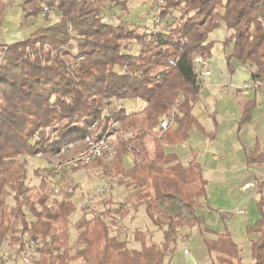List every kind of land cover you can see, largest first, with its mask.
I'll return each mask as SVG.
<instances>
[{"label":"trees","instance_id":"trees-1","mask_svg":"<svg viewBox=\"0 0 264 264\" xmlns=\"http://www.w3.org/2000/svg\"><path fill=\"white\" fill-rule=\"evenodd\" d=\"M163 1L161 21L172 11L180 17L162 31L133 26L119 15L117 25L107 22L108 7L103 3L120 6L127 15L125 0H67L59 7L56 23L10 45L0 44V247L9 239L16 246L14 252L23 254L29 239L39 240L33 264H165L176 250L179 231L187 228L208 236L203 243L214 258L212 264H243L242 250L232 235L207 228L197 215L200 200H207L201 164L194 161L184 167L164 146L185 143L193 129L214 137L193 114L200 96L193 59H210L213 44L207 41L214 30L228 32L223 45L231 71L233 63L248 65L254 69L252 79L264 78V0ZM6 7L7 0H0V23ZM20 7L23 22L43 12L41 0H21ZM156 7L157 2L152 3L146 19H152ZM130 45L138 51L133 53ZM112 99L140 101L144 106L131 113L121 107L105 115L102 106L110 107ZM172 111L174 124L160 142L157 128ZM111 119L135 136L118 140L116 156L104 166V173L121 176L119 184L133 188L130 207L133 211L144 207L151 224L162 231L161 244L136 231L134 240L141 249L135 250L127 240L111 235L107 218L114 222L117 215L128 216L130 209L123 205L91 219L84 213L74 225L79 232L74 248L69 239L70 216L78 211L74 193L66 192L58 201L46 193L50 187L46 179L38 188L27 183L28 163L22 158L40 153L49 159L65 144L82 140L93 122L104 132ZM148 138L155 143L153 149ZM258 152V148L252 152L248 164L264 163V153ZM76 153H64L60 159ZM127 154L136 157L129 169L123 165ZM103 163L98 160L87 168ZM258 193L261 218L247 228L251 264H264V183H259ZM179 203L184 213L175 211ZM26 210L34 221L27 219Z\"/></svg>","mask_w":264,"mask_h":264},{"label":"rangeland","instance_id":"rangeland-1","mask_svg":"<svg viewBox=\"0 0 264 264\" xmlns=\"http://www.w3.org/2000/svg\"><path fill=\"white\" fill-rule=\"evenodd\" d=\"M125 1L127 6V15H123L120 6L110 4L109 2L103 3V5L105 4L106 7L109 8H106L105 13L107 22L117 25L118 20L115 16L119 15L122 16L123 21L128 24H132L133 26H146L148 28L155 27L153 18L146 19L145 16L149 8L152 6V3L157 2V5L159 6L158 0ZM20 4L21 0H7L5 16L3 22L0 23V44L10 45L23 39L24 37H27L41 26L53 24L58 21V16H49L47 19H44L46 16L41 14L37 18L31 19L28 22H23V12ZM178 17H180V14L177 11H172L166 21H161V25L159 27L160 30L162 31L166 29V27L172 24L175 19H178ZM129 48L132 49L133 53L138 51V48H133L132 45H130ZM41 64L45 65L46 62H42ZM102 107L105 109V115H108L118 111L121 107L126 109L129 113L135 112L142 108V104L140 101H127L122 103L112 99L110 107L105 104H103ZM79 127L82 128L83 125H80ZM148 147L150 149L155 147V143L151 138H148ZM55 157L56 155L50 157L49 159H45L42 154L38 153L35 157H25L22 159H26L28 163L27 183L30 187L38 188L41 180L46 179L50 183V187L46 193L51 195V199H58L59 201L63 198L64 193H74L73 201L77 205L78 211L70 216L71 224L69 230V239L74 248H78L75 242L79 235V232L74 228V225L81 219L84 213H86L88 218L91 219L97 214H100L108 209H115L116 207L123 205L130 209V215L136 218L133 220L131 216L123 218L117 215L114 222H112L111 218L108 217L107 222L109 223L110 233L112 236L118 234L120 238L127 240L129 248L133 249L134 230L135 227H137V230H142L146 234L149 232V235H151L150 242L158 244L163 241L162 233L155 228H151L154 226L151 225L144 209L142 208L138 213H135L131 207L125 203L127 198L130 197L129 194L133 192V188L120 185L119 181L123 179L121 176L114 177L104 173L103 168L104 166L110 165L109 163L100 164V166L94 167V169L83 168L78 171H66L62 177L57 180L52 176L50 168V160H54ZM125 163L128 166L133 164V162L129 159H126ZM240 174L237 173V176ZM249 174H253L252 176L256 177L259 182L264 180V172L262 171H251ZM106 176L111 179L113 191L109 194L98 195L96 194L98 190L97 188L100 187L101 179ZM233 176L232 173H228L226 174L225 179L216 177V175L209 177L211 180L208 184V188L206 189L207 200H200L201 205H205L204 201L206 202V205L201 206V208L197 210V214L205 219L207 228L219 234L229 232L242 250L241 255L243 258V264H251V245L247 235V228L254 226L261 218V212L258 208V202L261 197L257 193L255 187H253L254 189L252 188L249 191H246V193H243L245 195L244 196L239 187H234L230 184ZM53 183L56 184L58 193L54 192ZM117 192H120L119 200L117 199V196H119L116 194ZM86 197H93L94 203L90 206L87 205L85 201ZM8 204L11 207L14 206L12 198L8 199ZM163 208L166 209V205H163ZM207 210H211V213L207 212ZM238 210H244L245 213L233 218L231 216L232 213ZM175 211L177 213H184V205L179 203ZM26 213L27 219L29 221H34V218L27 210ZM183 237H188L189 241L184 243L182 241ZM204 238H208V236H202L200 233H197L196 230H190L187 228L180 230L175 240L176 250L174 253H170V255H168L165 264L168 262L169 264H189V262L193 260L198 264H212L214 258L212 257V260L209 257L203 243ZM185 249H188L189 252H191L190 258L185 256ZM15 250L16 246L12 245L11 241L8 239L0 247V256L3 254H11Z\"/></svg>","mask_w":264,"mask_h":264},{"label":"crops","instance_id":"crops-1","mask_svg":"<svg viewBox=\"0 0 264 264\" xmlns=\"http://www.w3.org/2000/svg\"><path fill=\"white\" fill-rule=\"evenodd\" d=\"M227 34L224 28H220L209 35L207 43L213 44L211 57L208 59L211 75L202 78L199 101L193 107L196 119L207 133H214V137L207 138L193 129L185 143L171 147L164 146V149L168 154H175L184 167H188L194 161L199 162L208 184L211 176L216 175V177L225 179L226 174L232 173L234 176L230 184L239 187L242 194L253 187L258 193L259 183H264V180L259 182L256 177L252 176L253 174L249 173L251 171L264 172V163L248 164L247 158L256 148L259 149L258 154L264 153V90L246 91L243 89L244 84L252 79L254 71L252 67L233 63L234 70L229 69L223 45ZM141 104L143 107L144 104ZM124 159L131 160L133 164L126 165ZM135 161L134 155L127 154L123 158V165L129 169ZM237 173L241 174L237 176ZM116 194L119 195L117 196L119 200L120 192ZM125 203L131 205L130 197ZM204 203L206 205L205 201ZM142 208L144 209L140 207L134 212L138 213ZM207 212L211 213V210ZM130 214L128 216H131ZM131 217L133 220L136 218ZM151 228L159 230L157 227ZM136 231L142 232L150 242L149 232L147 236L144 231L137 230L135 227L134 235ZM133 249L140 250L141 244L134 240ZM190 256L191 252L186 257L190 258ZM189 264L198 263L193 260Z\"/></svg>","mask_w":264,"mask_h":264},{"label":"built area","instance_id":"built-area-1","mask_svg":"<svg viewBox=\"0 0 264 264\" xmlns=\"http://www.w3.org/2000/svg\"><path fill=\"white\" fill-rule=\"evenodd\" d=\"M67 0H41L43 3V16L57 17L58 10L62 2ZM157 7L153 10V22L158 30L161 25V10L164 7V1L158 0ZM48 50V47H46ZM193 65L195 73L197 75V83L202 86V78L211 75L209 69V62L207 59L196 56L193 59ZM243 89L246 91L264 90V78L251 79L248 83H245ZM176 112L172 111L165 116L156 131V138L161 142L162 134L165 133L175 121ZM90 133L87 134L80 141H73L65 144L63 148L55 155L54 160H50L51 174L55 179H60L66 171H73L78 168L85 169L92 166L98 160L104 163H110L116 156L117 144L119 139H132L135 136L133 131L125 132L122 130L120 123L111 119L107 122V126L104 132H101L98 122H93L89 127ZM49 132V129H46ZM40 137V131L35 134V139ZM76 151L77 153L66 159L61 160V156L64 153ZM40 156V155H39ZM220 158V157H217ZM53 189L55 193H58V189L55 183H53ZM113 191L112 182L109 178L103 177L101 179L100 187L97 190L98 195L109 194ZM87 205L94 203L93 197L85 199ZM244 210H238L232 213V217L235 218L244 214ZM184 243L188 242V237H183ZM41 246V242L35 239H29L27 242V250L23 254L11 253L3 254L0 256V264H33L34 260L38 258V248ZM186 256L190 255L188 249L184 250Z\"/></svg>","mask_w":264,"mask_h":264}]
</instances>
